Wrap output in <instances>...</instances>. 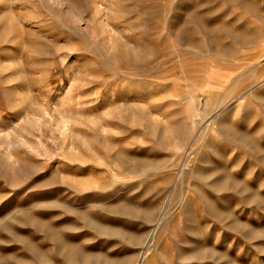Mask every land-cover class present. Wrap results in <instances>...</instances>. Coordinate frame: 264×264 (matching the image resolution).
Segmentation results:
<instances>
[{"label":"rangeland","instance_id":"1","mask_svg":"<svg viewBox=\"0 0 264 264\" xmlns=\"http://www.w3.org/2000/svg\"><path fill=\"white\" fill-rule=\"evenodd\" d=\"M0 264H264V0H0Z\"/></svg>","mask_w":264,"mask_h":264},{"label":"bare ground","instance_id":"2","mask_svg":"<svg viewBox=\"0 0 264 264\" xmlns=\"http://www.w3.org/2000/svg\"><path fill=\"white\" fill-rule=\"evenodd\" d=\"M133 53V52H132ZM151 53H152V55L153 56H157V55H160V54H158V52L155 50V48H153L152 47V51H151ZM127 54V53H126ZM130 54V53H129ZM126 56V55H125ZM132 59V58H131ZM134 59V58H133ZM128 60V59H127ZM134 61V60H133ZM137 69V68H136ZM225 128V127H224ZM239 132V131H238ZM199 139V138H198ZM200 140V139H199ZM198 144V143H197ZM221 155V154H220ZM85 162V161H84ZM215 164V163H214ZM92 172V171H91ZM192 172V171H191ZM194 173V172H193ZM210 175V174H209ZM221 175V174H220ZM205 178V177H204ZM223 180V179H222ZM224 181V180H223ZM174 193V194H173ZM173 195H174V200L176 199V196L178 195V190H175V191H173ZM181 194V193H180ZM183 194H184V192H183ZM181 198H183V197H181ZM177 199H178V197H177ZM213 200V199H212ZM179 201V200H178ZM183 201V200H182ZM184 205V204H183ZM81 212V211H80ZM237 223V222H236ZM232 231H234V230H232ZM157 235V234H156ZM58 244V243H57Z\"/></svg>","mask_w":264,"mask_h":264}]
</instances>
